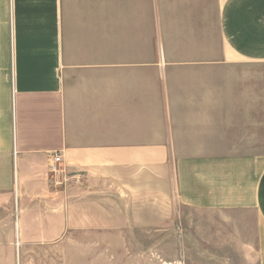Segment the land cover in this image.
I'll use <instances>...</instances> for the list:
<instances>
[{"label": "crops", "instance_id": "crops-1", "mask_svg": "<svg viewBox=\"0 0 264 264\" xmlns=\"http://www.w3.org/2000/svg\"><path fill=\"white\" fill-rule=\"evenodd\" d=\"M258 72L264 0H0V264H83V233L179 210L264 264ZM54 151L81 182L51 183Z\"/></svg>", "mask_w": 264, "mask_h": 264}, {"label": "rangeland", "instance_id": "rangeland-1", "mask_svg": "<svg viewBox=\"0 0 264 264\" xmlns=\"http://www.w3.org/2000/svg\"><path fill=\"white\" fill-rule=\"evenodd\" d=\"M256 147L264 150V72L254 73V148ZM75 178L82 181L81 175ZM74 180L73 177L70 179L68 187L72 182L75 183ZM209 218V215L199 211L179 210L172 225L159 233H83V264H128L129 258L137 256L157 259V264H258L255 247L254 262L245 251L240 253L233 248H207L203 226ZM129 238L136 244L130 248L123 245V240ZM155 242L158 243L157 247ZM67 250L68 264H71L69 259L75 258V250L69 244Z\"/></svg>", "mask_w": 264, "mask_h": 264}, {"label": "built area", "instance_id": "built-area-1", "mask_svg": "<svg viewBox=\"0 0 264 264\" xmlns=\"http://www.w3.org/2000/svg\"><path fill=\"white\" fill-rule=\"evenodd\" d=\"M51 162L49 164V175L51 183L56 186H62L63 188L68 187V183L72 177L75 179L76 183H79L80 179L75 177L80 176L78 173H73L69 171L66 166L63 164V155L59 151H54L50 153ZM59 166H61L59 168Z\"/></svg>", "mask_w": 264, "mask_h": 264}]
</instances>
